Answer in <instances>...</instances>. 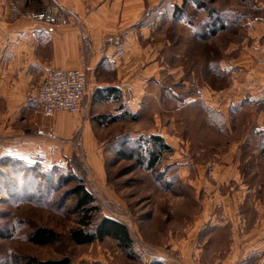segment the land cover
Returning <instances> with one entry per match:
<instances>
[{"label":"rangeland","instance_id":"374dc122","mask_svg":"<svg viewBox=\"0 0 264 264\" xmlns=\"http://www.w3.org/2000/svg\"><path fill=\"white\" fill-rule=\"evenodd\" d=\"M141 1L153 3L147 12L153 18L149 40L156 41L157 48L164 45L160 51L164 71L150 84L154 98H143L134 114L125 109L99 122L96 117L106 109L100 105L92 110L88 94L83 118L90 122V137L83 141L79 134L73 137L64 167L0 165V264H49L65 258L70 264H141L144 252L165 250V234L185 222L184 212L197 209L198 188L190 181L209 177L215 164L230 163L238 165L242 178H264L257 119L264 114V102L249 104L244 96L239 106H231L233 94L226 95L225 90L229 75L209 68L237 55L247 30L244 18L256 12L248 2L262 0ZM215 20L229 27L205 38V28L210 33ZM109 117L120 121L111 123ZM162 132L172 152L148 170L146 140ZM123 141L127 143L121 146L122 157L117 151ZM78 183L100 209L93 221L105 216L123 224L131 250L120 249L110 239L91 245L71 240L80 219L72 196ZM39 228L53 232L54 242L45 246L29 242Z\"/></svg>","mask_w":264,"mask_h":264},{"label":"crops","instance_id":"0c3cea01","mask_svg":"<svg viewBox=\"0 0 264 264\" xmlns=\"http://www.w3.org/2000/svg\"><path fill=\"white\" fill-rule=\"evenodd\" d=\"M145 3L0 0V159L64 167L71 147L66 141L78 134L82 141L90 137V122L83 118L85 101L81 117L56 112L48 118L32 102L51 70L76 69L86 63L91 68L89 107L93 110L102 105L106 109L103 115L116 116L125 109L134 114L143 98H154L150 84L164 71L160 55L164 45L157 48L158 43L149 40L153 18L147 12L153 3ZM248 3L256 12L244 18L247 30L237 55L220 64L230 78L225 90L226 95L233 94L231 106H239L244 96L249 104L264 102V0ZM41 13H49L50 19L31 17ZM113 35H122L123 43L100 56L101 40ZM106 88L118 90L107 102L99 94L93 96L96 89ZM154 119L158 121V116ZM257 119L263 137L259 149L264 156V114ZM41 128L58 140L38 136ZM163 134L157 136L164 140ZM189 184L198 188L194 197L197 209L184 212L185 222L165 234V250L159 247L144 252L140 263L264 264V178H242L234 163L215 164L209 177Z\"/></svg>","mask_w":264,"mask_h":264},{"label":"trees","instance_id":"16d2710c","mask_svg":"<svg viewBox=\"0 0 264 264\" xmlns=\"http://www.w3.org/2000/svg\"><path fill=\"white\" fill-rule=\"evenodd\" d=\"M218 21H212L208 33V29L206 30V37L209 38L214 36L217 31H220L221 27L224 25H218ZM245 25V23H243ZM246 26V25H245ZM224 27H229L224 26ZM223 27V28H224ZM195 37L198 39H203L201 35L196 34V32L193 33ZM210 70L214 69V72L224 74V72L220 69L218 65L210 64L209 65ZM117 89L114 88H106L103 90L96 89L94 91L93 96L100 95L99 98L103 101H108L109 97H111L115 92H117ZM87 97V95H86ZM86 99V98H85ZM109 115H102L100 117H96V119L99 122H102V120L107 119ZM110 118V117H109ZM133 120H135V117H132ZM111 123H116L120 121L119 118L112 117L109 119ZM137 140V139H136ZM127 141H123L119 145V150L117 151L118 154H120L123 157L124 151L123 147L126 145L124 143ZM131 142V141H130ZM146 143L148 145V148L146 150L147 153V166L146 168L148 170H152L155 168V166L159 163L161 157L164 154H170L172 152V149L164 142V140L157 136V135H151L146 140ZM152 145V148L151 146ZM123 146V147H121ZM136 150H138L136 148ZM261 153L264 155V145L261 149ZM142 156L139 155V160ZM6 163H14L15 165H22L26 169H45L44 166H42L39 163H35L32 166H28V164L23 160L13 159V158H2L0 159V165L6 164ZM72 196L75 197V209L80 213V219H79V227L72 231L70 233L71 240L76 245H91L94 243H100L104 239H110L116 242L118 247L123 250H131L132 242L129 237L128 231L126 227L121 224L118 221H115L113 219L107 218V217H99L97 221H93L95 217H98L100 213V209L98 205L96 204L95 198L90 194L86 188L78 183L75 185V187L72 190ZM55 240V235L53 232L45 229V228H39L37 229L30 237L29 242L38 245V246H45L48 244H51ZM49 264H70V261L68 259H62L59 261H54Z\"/></svg>","mask_w":264,"mask_h":264},{"label":"built area","instance_id":"2783aa9c","mask_svg":"<svg viewBox=\"0 0 264 264\" xmlns=\"http://www.w3.org/2000/svg\"><path fill=\"white\" fill-rule=\"evenodd\" d=\"M35 20L44 21L50 19L49 13H41L31 16ZM123 36H106L101 40L98 53L104 57L110 47L123 43ZM91 68L86 63H81L76 69H54L49 71L41 85L37 88L32 102L39 108L44 117H52L56 112H64L71 115L84 113V101L87 95V74ZM37 135L57 141L58 138L44 128L37 131ZM72 145V140L66 141ZM139 245H144L137 242ZM180 264V263H174Z\"/></svg>","mask_w":264,"mask_h":264}]
</instances>
